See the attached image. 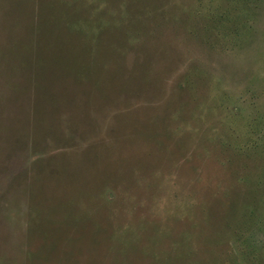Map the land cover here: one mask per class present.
I'll use <instances>...</instances> for the list:
<instances>
[{
	"label": "rangeland",
	"instance_id": "1",
	"mask_svg": "<svg viewBox=\"0 0 264 264\" xmlns=\"http://www.w3.org/2000/svg\"><path fill=\"white\" fill-rule=\"evenodd\" d=\"M0 264H264V0H0Z\"/></svg>",
	"mask_w": 264,
	"mask_h": 264
}]
</instances>
